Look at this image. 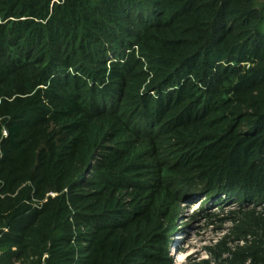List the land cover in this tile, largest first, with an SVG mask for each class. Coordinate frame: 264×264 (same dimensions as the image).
Here are the masks:
<instances>
[{
	"label": "trees",
	"instance_id": "1",
	"mask_svg": "<svg viewBox=\"0 0 264 264\" xmlns=\"http://www.w3.org/2000/svg\"><path fill=\"white\" fill-rule=\"evenodd\" d=\"M190 188L264 201V0H0V264H175Z\"/></svg>",
	"mask_w": 264,
	"mask_h": 264
},
{
	"label": "rangeland",
	"instance_id": "2",
	"mask_svg": "<svg viewBox=\"0 0 264 264\" xmlns=\"http://www.w3.org/2000/svg\"><path fill=\"white\" fill-rule=\"evenodd\" d=\"M164 150L165 148L162 147L159 157L163 158V162L168 163L170 160L167 159ZM153 179L154 176H146L141 180L149 185L154 182ZM170 183L172 190L177 192L184 188V184H180L175 179ZM193 188L185 189L178 195L172 194L165 201L160 199L163 209L159 220L164 227L170 228L168 234L170 242L166 248L175 264H184L189 259H205L208 257L207 248L216 246L222 241H225L229 248L242 244L244 236H247L245 233L248 230L247 224L252 220L249 215L250 209L264 213V201H243L224 193L208 198L206 193L196 192ZM154 195L158 196V194ZM195 199H200L202 209L188 216L191 207L189 203ZM165 210H168L169 214ZM189 243L193 248H186L185 245ZM188 249L189 252H186Z\"/></svg>",
	"mask_w": 264,
	"mask_h": 264
},
{
	"label": "bare ground",
	"instance_id": "3",
	"mask_svg": "<svg viewBox=\"0 0 264 264\" xmlns=\"http://www.w3.org/2000/svg\"><path fill=\"white\" fill-rule=\"evenodd\" d=\"M189 206H191L190 209L188 210V213L190 214H193V213L195 214L196 212L200 211L201 210L200 199L193 200V202L189 203ZM185 246L186 248H193L191 243L186 244ZM186 252H189V249L186 250Z\"/></svg>",
	"mask_w": 264,
	"mask_h": 264
},
{
	"label": "clouds",
	"instance_id": "4",
	"mask_svg": "<svg viewBox=\"0 0 264 264\" xmlns=\"http://www.w3.org/2000/svg\"><path fill=\"white\" fill-rule=\"evenodd\" d=\"M188 216H191V214H189Z\"/></svg>",
	"mask_w": 264,
	"mask_h": 264
}]
</instances>
